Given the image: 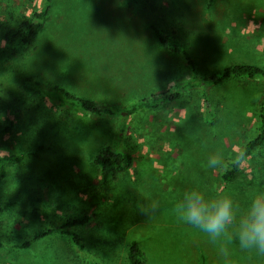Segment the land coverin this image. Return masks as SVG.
I'll return each mask as SVG.
<instances>
[{
	"label": "rangeland",
	"instance_id": "374dc122",
	"mask_svg": "<svg viewBox=\"0 0 264 264\" xmlns=\"http://www.w3.org/2000/svg\"><path fill=\"white\" fill-rule=\"evenodd\" d=\"M206 1L52 0L43 30L26 47L23 24L44 0H0V156L19 158L0 174V206L11 203L0 212V264H87L64 234L15 247L84 216L88 222L74 231L96 264H128L131 240L147 264H218L216 246L180 223L172 207L193 185L210 196L229 193L241 205L253 188L264 190V145L237 159L256 134L264 79L202 82L124 119L59 108L34 85L59 84L121 107L191 81L184 58L160 45L152 27L187 50L199 75L243 64L264 70V0H215L211 8ZM105 146L132 157L107 185L92 163ZM213 150L223 158L215 170L206 167ZM231 162L239 164L237 177L224 182ZM149 196L159 202L152 216L136 206ZM231 261L264 264V257L233 245Z\"/></svg>",
	"mask_w": 264,
	"mask_h": 264
},
{
	"label": "trees",
	"instance_id": "16d2710c",
	"mask_svg": "<svg viewBox=\"0 0 264 264\" xmlns=\"http://www.w3.org/2000/svg\"><path fill=\"white\" fill-rule=\"evenodd\" d=\"M215 0H207V8H211ZM52 7V0H44L40 9L32 14V16L23 24V31L20 34V43L26 47L32 46L38 35L44 28V24L47 21L50 10ZM152 34L155 39L162 45L167 51L173 54H180L187 63L191 72V81H188L182 85H174L167 91L151 94L139 101L133 102L121 107H104L100 106L93 100L80 97L72 92L67 91L59 84L51 85L45 88L41 82H34V85L39 89H45L48 97L56 103L59 108H73L81 112L93 115V116H118L122 119L126 116L133 115L137 112H141L148 109L156 108L160 103L175 101L182 89L193 88L199 83H205L208 85H218L232 78H248V79H264V70L258 66L243 64V65H231L225 67L218 73H212L209 75H199L195 62L185 50L172 36L168 35L164 30L157 27H152ZM204 101L206 97L204 96ZM207 118L205 122L212 125L210 119L211 114L207 108V102H205ZM8 126L5 131L9 130ZM123 127V124H122ZM123 130V128H122ZM264 145V103L262 104L258 115V126L256 134L253 138L248 140L243 148V156H249L256 149ZM18 157L0 156V174L5 175L8 168L13 166ZM92 163L96 165L101 174L103 185H107L112 177L119 172L128 170L132 165V157L128 152L113 149L109 146L103 147L98 154L92 158ZM239 171L238 162H231L226 165L221 179L224 182H231L236 179ZM11 206V203H6L0 206V212ZM87 217H76L73 219L67 218L62 221L58 226L53 228H46L43 231L36 232L29 238L16 243L15 247L19 249L30 248L31 242L40 240L46 236L52 234H64L67 235L72 241L74 247L86 258L87 264H96L94 261L87 258L85 247L82 239L78 233L74 231V228H78L85 225L88 222ZM126 261L128 264H147L145 253L142 250L139 242L131 240L126 248Z\"/></svg>",
	"mask_w": 264,
	"mask_h": 264
},
{
	"label": "clouds",
	"instance_id": "9594fccd",
	"mask_svg": "<svg viewBox=\"0 0 264 264\" xmlns=\"http://www.w3.org/2000/svg\"><path fill=\"white\" fill-rule=\"evenodd\" d=\"M242 156L241 153L237 159ZM222 163L220 151L208 153V169H218ZM136 206L142 214L152 216L158 211L159 202L149 196L140 198ZM172 212L180 223L198 230L216 246L218 264H232L233 245L264 257V190L253 188L241 205L229 193L210 196L193 185L174 201Z\"/></svg>",
	"mask_w": 264,
	"mask_h": 264
}]
</instances>
